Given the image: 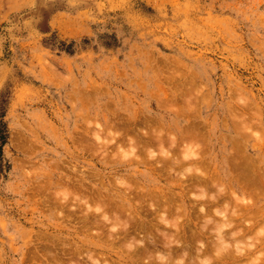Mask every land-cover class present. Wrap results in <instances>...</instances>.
I'll return each mask as SVG.
<instances>
[{
  "label": "rangeland",
  "instance_id": "374dc122",
  "mask_svg": "<svg viewBox=\"0 0 264 264\" xmlns=\"http://www.w3.org/2000/svg\"><path fill=\"white\" fill-rule=\"evenodd\" d=\"M152 263L264 264V0H0V264Z\"/></svg>",
  "mask_w": 264,
  "mask_h": 264
},
{
  "label": "bare ground",
  "instance_id": "6f19581e",
  "mask_svg": "<svg viewBox=\"0 0 264 264\" xmlns=\"http://www.w3.org/2000/svg\"><path fill=\"white\" fill-rule=\"evenodd\" d=\"M152 204H153V203H152ZM153 206H154V204H153ZM165 206H167V205H165ZM151 207H152V205H151ZM167 207H169V206H167ZM167 207H166V208H167ZM143 208H144V207H143ZM163 209H165V207H164ZM163 209H162V210H163ZM167 209H168V208H167ZM169 209H170V207H169ZM154 210H155V209H154ZM154 210H153V212H154ZM164 211L166 212L167 210H164ZM164 211H163V213H165ZM151 212H152V211H151ZM172 212H173V211H172ZM148 213H149V211H148ZM154 213H155V212H154ZM156 213H157V212H156ZM151 215H153V214H151ZM158 216H159V214H158ZM162 216L165 218L164 215H162ZM159 217H160V216H159ZM161 219H162V218H161ZM165 219H166V218H165ZM166 220H167V219H166ZM157 222H158V221H157ZM160 222H161V221H160ZM160 222H159V223H160ZM151 223H152V222H151ZM162 223H163V222H162ZM165 223H166V222H165ZM142 227H143V230H144V226H142ZM158 227H159V226H158ZM147 228H148V227H147ZM156 228H157V227H156ZM153 230H154V229H153ZM155 231H160V229H159V230L157 229V230H155ZM147 233H148V232H147ZM160 233H161V232H160ZM150 234H151V233H150ZM164 234H165V232H164ZM147 235H148V234H147ZM150 236H152V235H149V237H150ZM133 237H134V236H133ZM142 237H143V236H142ZM223 237H224V235H223ZM221 238H222V237L220 236V239H221ZM224 238H225V237H224ZM141 239H143V238H141ZM143 240H144V239H143ZM147 240H148V239H147ZM223 240H224V239H223ZM153 242H154V241H153ZM166 242H167V241H166ZM189 242H190V241H189ZM144 243H145V242H144ZM151 243H152V241H151ZM172 243H174V240H173ZM152 245H153V244H152ZM171 245H172V244H171ZM171 245H169V247H170ZM181 245H182V244H181ZM204 248L206 249V247H204ZM169 249H170V248H169ZM169 249H167V251H168ZM171 249H173V248H171ZM171 249H170V250H171ZM174 249H175V248H174ZM177 249H178V248H177ZM198 249H199V251H200V250H204V249H200V248H198ZM198 249L196 248V250H198ZM145 250H146V249H145ZM189 250H190V249H189ZM196 250H194V251H196ZM208 250H210V249L208 248ZM164 251H165V249L163 250V253H164ZM167 251H165V252H167ZM171 251H172V250H171ZM171 251H170V252H171ZM175 251H176V249H175ZM159 252H161V251H159ZM159 252H157V253L159 254V256H161ZM170 252H168V254H169ZM177 252H178V250H177ZM221 252H222V251H221ZM223 252H224V251H223ZM225 252H226V251H225ZM191 253H192V252H191ZM198 253H199V252H198ZM201 253H202V255H205L202 251H201ZM209 253H210V252H209ZM219 254H220V253H219ZM153 255H155V254H153ZM185 255H186V254H185ZM192 255H193V254H192ZM199 255H200V254H199ZM206 255H207V252H206ZM240 255H242V254H240ZM243 255H244V254H243ZM243 255H242V256H243ZM157 256H158V255H157ZM165 257H166V255H165ZM167 257H168V256H167ZM199 257H200V256H199ZM218 257H219V258H222V256L220 257V255H219ZM218 257H217V258H218ZM169 258H170V257H169ZM208 258H211V257H208ZM215 258H216V257H215ZM235 258H236V257H235ZM235 258H234V259H235ZM164 259H165V258H164ZM191 259H192V258H191ZM149 260L151 261V257H150ZM159 260H160V259H159ZM165 260H166V259H165ZM184 260H185V258H184ZM187 260H188V259H187ZM208 260H209V259H208ZM168 261H169V259H168ZM196 261H197V260H196ZM209 261H210V260H209ZM152 262H153V261H152ZM169 262H170V261H169ZM174 262H175V261H174ZM204 262H206V261L204 260ZM204 262L202 261L201 263H204ZM229 262H230V261H229ZM175 263H176V262H175ZM194 263H196V262H194ZM201 263H200V264H201ZM152 264H153V263H152ZM155 264H156V263H155ZM163 264H164V263H163ZM206 264H207V263H206Z\"/></svg>",
  "mask_w": 264,
  "mask_h": 264
}]
</instances>
